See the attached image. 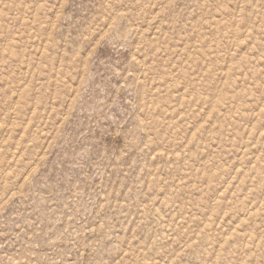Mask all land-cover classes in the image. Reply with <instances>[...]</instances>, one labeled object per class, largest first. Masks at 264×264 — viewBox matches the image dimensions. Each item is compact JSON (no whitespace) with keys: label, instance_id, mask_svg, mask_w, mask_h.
<instances>
[{"label":"rangeland","instance_id":"1","mask_svg":"<svg viewBox=\"0 0 264 264\" xmlns=\"http://www.w3.org/2000/svg\"><path fill=\"white\" fill-rule=\"evenodd\" d=\"M0 264H264V0H0Z\"/></svg>","mask_w":264,"mask_h":264}]
</instances>
